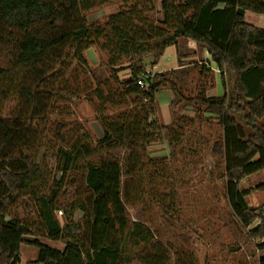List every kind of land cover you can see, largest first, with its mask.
Masks as SVG:
<instances>
[{
  "label": "trees",
  "instance_id": "1",
  "mask_svg": "<svg viewBox=\"0 0 264 264\" xmlns=\"http://www.w3.org/2000/svg\"><path fill=\"white\" fill-rule=\"evenodd\" d=\"M110 4L117 11L104 20L88 19ZM247 12L264 15V0H0V264H20L22 244L38 249L31 264H127L137 258L162 264L168 257L163 246L148 224L129 220L123 198L149 147L167 142L174 154V135L189 120L181 113L188 107L194 118L208 114L219 124L213 149L224 164L219 178L229 206L249 239L264 238V205L253 208L246 200L264 183L240 186L264 171V28L246 23ZM179 39L208 52L221 71L222 96L209 97L198 87L185 97L176 87V70L146 71L147 58L156 65ZM93 47L106 57V78L88 62ZM125 70L130 77L119 81ZM205 71L210 73L202 66ZM164 89L174 96L169 125L156 120L155 96ZM81 98L95 105L103 132L95 136V147L88 133L59 134L61 123L58 136L47 131L51 115H66L64 104ZM115 149L128 154L125 163ZM40 151L57 155L56 169L63 174L48 193ZM70 172H76V192L61 202ZM29 195L38 211L33 224L10 217ZM78 211L80 222L74 219ZM57 212L65 213L63 224Z\"/></svg>",
  "mask_w": 264,
  "mask_h": 264
},
{
  "label": "rangeland",
  "instance_id": "2",
  "mask_svg": "<svg viewBox=\"0 0 264 264\" xmlns=\"http://www.w3.org/2000/svg\"><path fill=\"white\" fill-rule=\"evenodd\" d=\"M117 9L116 4L106 5L90 12L88 19L90 21L104 20ZM252 15L253 13H249V16ZM251 18L247 17L248 23H252ZM184 44L181 43V46ZM181 49L183 50L182 47ZM179 50L176 63L181 67L184 61L181 59L183 57L179 54ZM173 56V51H167L162 59L168 68L173 67ZM86 57L94 73L96 69V72L105 78L109 76V68L104 62L106 57L98 49L90 48L86 52ZM153 62V58L145 60L146 71L154 73L151 71ZM187 62H190L189 65L193 62L194 65L176 70L177 89L185 97L193 96L198 87H204L206 94H211L210 90L216 85L217 72L209 69L208 62L201 59L200 63L189 60ZM202 66L206 70L208 68L210 73L208 71L201 73ZM129 77V70L118 73L119 81L127 80ZM163 98H166V93L155 97L156 120L161 125H165L163 117L166 112L169 113L162 104ZM10 106L13 107V105ZM64 106L68 108L66 115L54 114L49 117L48 133L58 136L56 126L61 123L64 129L59 134L72 136L73 129H76V136L78 132L88 133L91 136V144L95 147V136L97 138L103 136L95 105L81 98L65 103ZM181 113L189 120L184 123L180 131L177 130L178 135L176 133L174 135L177 140L174 154H171V148L167 142L149 147L147 150L149 157L144 161L141 173H136L134 178H128V180H134L132 185L130 184L131 188L127 196L123 198L129 220L148 224L155 236L154 241L163 246L168 256L162 264H259V258L264 256V238L251 240L247 237V230L240 226L231 211L223 182L219 178L224 172V164L221 156L213 149V145L220 138L219 124L208 114L203 115L205 120L194 118L191 107L184 109ZM4 116L7 117V115ZM193 118L194 121L189 122ZM40 153V160L43 161L45 170L42 181L47 184L45 193H48L53 186V181L59 180L63 174L56 169L55 156L57 155L49 151L48 153L40 151ZM113 153L125 163L128 154L124 150L115 149ZM164 157L166 160L162 162L157 160ZM93 159L95 160V155ZM75 173L70 172L65 176V182L60 190L61 202L69 201L75 195L77 188V184L73 182ZM124 180H126L125 177L123 182ZM263 183L264 171H260L245 178L240 186L242 189H248ZM246 200L253 208L264 205V190L253 191ZM64 215L65 213L57 212V218L62 224ZM10 217L27 224L37 222L38 211L34 199L30 195L24 196L11 210ZM82 218V212L75 213L76 222H80ZM258 224L259 221H256L253 227ZM32 238L25 237V239ZM41 240L51 247H64L62 242ZM148 250L149 248L142 249L141 252ZM20 253L21 264H31L38 258V249L27 244L21 245ZM127 264L149 263L137 258Z\"/></svg>",
  "mask_w": 264,
  "mask_h": 264
},
{
  "label": "crops",
  "instance_id": "3",
  "mask_svg": "<svg viewBox=\"0 0 264 264\" xmlns=\"http://www.w3.org/2000/svg\"><path fill=\"white\" fill-rule=\"evenodd\" d=\"M249 13H251V12H247L245 14V17H244L245 22L248 23L247 17H252L251 18L252 23H248V24L253 25L257 28H264V15H259V14L253 13L252 16H249ZM181 43H185V44L183 46H181ZM181 47L183 48V50L181 49ZM179 49H181V50H179ZM178 50H179V54H181L183 57L181 59L184 61V63L181 64V67H179V65L176 63ZM167 51H173L174 56H175V57L173 56V62L174 63H173L172 68H168V66L162 62V59L166 55ZM200 59L208 62L207 67L209 69L217 72V74H216V85L214 86L213 89L210 90L211 94L208 93L207 95L209 97L222 96L224 94V88H223L222 80H221V71H219L216 64L212 61L211 56L208 54V52L206 50L200 48L196 43H194L190 40L179 39L178 44L176 46H172V47L167 48L165 50L164 55L157 61L156 65L152 66L151 71H153L154 73H160V72L171 71V69L172 70L173 69L174 70L183 69V68H186L188 66L194 65L193 62H191L192 64L189 65L190 62L188 63L187 60L198 61V63H200L199 62ZM163 93H166V98L165 99L163 98L162 104L167 108V110H169V113L166 112L165 117H163L162 115H161V117H163V123L165 125H169L171 123L170 103L173 100L174 96H173V92L170 89H164V90L160 91L159 93H157L156 95L158 96V95H161ZM157 96H155V97H157ZM58 249H62V248H58ZM21 263H22V260H21Z\"/></svg>",
  "mask_w": 264,
  "mask_h": 264
},
{
  "label": "built area",
  "instance_id": "4",
  "mask_svg": "<svg viewBox=\"0 0 264 264\" xmlns=\"http://www.w3.org/2000/svg\"><path fill=\"white\" fill-rule=\"evenodd\" d=\"M138 84H140L141 86H143L142 79L138 82ZM59 213H62V212H59Z\"/></svg>",
  "mask_w": 264,
  "mask_h": 264
}]
</instances>
